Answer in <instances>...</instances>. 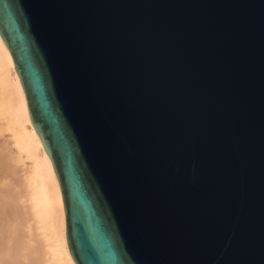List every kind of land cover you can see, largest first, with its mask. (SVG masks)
Masks as SVG:
<instances>
[{
  "label": "water",
  "instance_id": "water-1",
  "mask_svg": "<svg viewBox=\"0 0 264 264\" xmlns=\"http://www.w3.org/2000/svg\"><path fill=\"white\" fill-rule=\"evenodd\" d=\"M77 264H264V0H0Z\"/></svg>",
  "mask_w": 264,
  "mask_h": 264
},
{
  "label": "bare ground",
  "instance_id": "bare-ground-1",
  "mask_svg": "<svg viewBox=\"0 0 264 264\" xmlns=\"http://www.w3.org/2000/svg\"><path fill=\"white\" fill-rule=\"evenodd\" d=\"M0 134L7 135L9 136L8 138H10L8 139L10 142L4 140L9 142V144L7 143L6 145H9L10 148H8V150L5 149V152H7L6 154L8 156V151L11 150L14 164L9 159L10 157L8 159L13 167L16 165L17 167H15L17 170L20 168L18 175L20 179L18 181H20L19 184L21 187V192L18 193L17 197L15 195V204H13V208L11 209V214L14 216L12 222L13 224L15 222L16 234V247L15 252L13 251L15 253L13 258L15 259L13 263L0 260V264H19V261H21L19 259L21 257L28 264H77L68 246L66 213L59 179L50 157L42 144L41 138L32 125L27 99L20 77L15 69L11 52L5 44L1 34ZM1 137L3 138V136ZM2 154L1 157L3 156ZM7 156L3 157L7 158ZM2 159L3 158L0 159V174H2L0 175L2 176L0 179H2L3 174H5L1 173L2 169L4 166L8 165L5 163L6 161L3 162ZM12 165L8 166L10 167ZM11 170L12 169L9 171ZM9 171L6 172L8 173ZM13 171L11 174L15 175V171ZM7 173L6 177L9 175H7ZM15 188L14 186L11 191ZM14 193H16V191H13V194ZM5 194L3 193L4 197ZM11 195L12 194L9 195V200L12 198ZM1 196L2 191H0V199ZM4 197L2 196V198ZM6 198L7 195L4 199ZM3 205L5 204L2 203V206ZM2 206L0 207V219L2 218L1 215L3 212ZM10 206L7 205V207ZM4 220H6V217ZM3 225L5 224H2V227ZM6 225L8 224L6 223ZM2 233H4V231ZM4 237L7 238L6 236ZM1 244H3V242ZM1 252L2 251H0V253ZM23 262L21 263L23 264ZM26 262L24 263L26 264Z\"/></svg>",
  "mask_w": 264,
  "mask_h": 264
},
{
  "label": "rangeland",
  "instance_id": "rangeland-1",
  "mask_svg": "<svg viewBox=\"0 0 264 264\" xmlns=\"http://www.w3.org/2000/svg\"><path fill=\"white\" fill-rule=\"evenodd\" d=\"M1 135V134H0ZM1 136H3V138L1 137ZM0 136V143H1V145H0V159L1 158H3L2 160H3V162H5L6 164H8V165H12L11 164V162L13 163V161L12 160H14L13 159V156H12V154H11V150H9L8 151V156H7V152H5L6 150H8V148H9V145L7 146L6 144L8 143L9 144V142H10V140H8V139H10V138H8L9 136H7V135H1ZM4 140H8L9 142H7V141H4ZM5 142V143H4ZM2 149V150H1ZM6 149V150H5ZM10 149V148H9ZM3 153V154H2ZM1 154L3 155V156H7V158L6 157H1ZM10 157V158H9ZM11 157H12V159H11ZM11 160V162L9 161V159ZM8 162V163H7ZM9 162H10V164H9ZM15 162V161H14ZM14 164V163H13ZM16 164V163H15ZM4 166V168L2 169V171H1V173H5V174H3V178L2 179H0L1 181H0V191H2V196L4 197V195H3V193L5 194V192H6V194H5V197H6V195H7V198L6 199H4V198H2V196H1V201H0V205L2 206V203L3 204H5V205H3L2 206V215L3 214H5V215H1V219H2V221H1V219H0V251H2L1 253H0V260H3V261H9L10 263H13V261H14V259L15 258H13V256H14V252H15V247H16V241H15V236H16V234H15V222H14V224H13V219H14V216L11 214L12 213V208H13V204H15V199H16V197H17V195H18V193H20L21 192V187H20V181H18L20 178V176H18L19 175V169L20 168H18V170L16 169V167L14 166L13 167V165L12 166ZM10 169H12L11 171H9ZM15 172H14V171ZM18 171V173H17V171ZM6 171H9L8 173L6 172ZM12 171L15 173V175H13V174H11L12 173ZM6 173H7V175H8V177H6ZM0 175H2V174H0ZM13 175V176H12ZM17 175V176H16ZM11 176H12V179H11ZM2 176H0V178H1ZM17 177V178H16ZM7 178V179H6ZM11 179V180H10ZM13 179H16V180H13ZM7 180V181H6ZM18 181V182H17ZM4 182V183H3ZM12 182H13V184H12ZM18 184H16V183ZM6 184V185H5ZM13 185V187L15 186L16 188L15 189H13L12 191H11V189L13 188L12 187V185ZM11 185V186H10ZM10 186V187H9ZM9 187V188H8ZM4 188V189H3ZM8 188V189H7ZM18 188H20V189H18ZM10 189V190H9ZM18 189V190H17ZM13 191L15 192L16 191V193H14L13 194ZM9 192H11V193H9ZM8 193V194H7ZM10 194H12L11 195V199L9 200L8 198H10ZM15 195H16V197H15ZM14 197V198H13ZM3 199H4V201H3ZM10 203H11V206H10ZM7 205L8 206H10V207H7ZM0 206V207H1ZM8 209H7V208ZM5 208V209H4ZM1 209V208H0ZM7 209V210H6ZM9 211H11V212H9ZM5 212V213H4ZM7 213V214H6ZM9 215H11V216H9ZM5 217H6V220H4L5 219ZM12 217V218H11ZM4 218V219H3ZM12 219V220H11ZM4 221H6V222H4ZM6 223L8 224V225H6ZM2 224H5V225H3V227H2ZM12 224V225H11ZM4 226H6V227H4ZM1 227H2V229H1ZM6 228V229H5ZM9 228V229H8ZM14 228V229H13ZM8 229V230H7ZM10 230V231H9ZM4 231V233H2ZM8 232V233H7ZM8 235H7V234ZM13 233V234H12ZM5 234V235H4ZM4 236H6L7 238H5ZM10 236V237H9ZM3 239V240H2ZM5 239V240H4ZM10 239H11V241H10ZM14 239V240H13ZM8 240V241H7ZM7 241V242H6ZM10 241V242H9ZM3 242V244H1ZM7 244V245H6ZM5 245V246H4ZM13 246H14V248H13ZM10 247V248H9ZM3 248V249H2ZM4 248H5V250H4ZM2 249V250H1ZM14 251V252H13ZM12 254V255H11ZM22 254H23V252H22ZM23 258L21 257L19 260H21V261H19L20 263L19 264H22L21 262H26L24 259L22 260ZM12 260V261H11ZM23 262V264H25ZM26 264H28L27 262H26ZM30 264V263H29Z\"/></svg>",
  "mask_w": 264,
  "mask_h": 264
}]
</instances>
